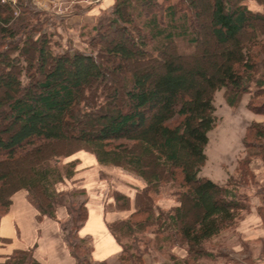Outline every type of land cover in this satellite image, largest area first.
<instances>
[{
    "label": "trees",
    "instance_id": "1",
    "mask_svg": "<svg viewBox=\"0 0 264 264\" xmlns=\"http://www.w3.org/2000/svg\"><path fill=\"white\" fill-rule=\"evenodd\" d=\"M250 2L264 7V0H115L111 17L100 24L104 31L92 39L96 54H55L47 19L34 25L39 13L30 19L22 3L16 16L13 5L0 0V222L20 191L39 219L59 222L55 185L63 177L51 164L69 148L82 147L99 165L142 178L145 193L179 184L181 206L162 228H174L192 251L219 235L243 210L239 188L201 177V171L217 125V92L225 91L232 108L250 95L248 108L261 113L254 100L264 94V13L253 12ZM108 31L120 38L107 39ZM179 43L192 52L180 53ZM258 128L252 125L248 133L262 140ZM151 209L134 226L153 224ZM86 219L85 206L64 236L77 264L88 260L89 252L76 243ZM132 225L125 226L127 234ZM131 258L140 264V256ZM3 264L43 263L28 249Z\"/></svg>",
    "mask_w": 264,
    "mask_h": 264
},
{
    "label": "rangeland",
    "instance_id": "2",
    "mask_svg": "<svg viewBox=\"0 0 264 264\" xmlns=\"http://www.w3.org/2000/svg\"><path fill=\"white\" fill-rule=\"evenodd\" d=\"M111 1L113 2L109 5ZM171 1L177 3L181 0ZM11 2L16 16L21 13L18 5L22 3L28 7L30 19L34 12L39 13L34 19V25H38L40 21L43 23L47 19L44 27L52 39L55 54H63L71 49L89 52L94 50L96 54L98 48L91 46L92 39L96 38L99 32L104 31L99 30L100 24L104 19L111 17L113 10L111 6L114 5L115 0H101L99 3H93L91 0H12ZM183 9L185 8L180 10ZM251 10L255 12L253 7ZM150 12L161 14L160 9H150ZM60 13L65 14L60 15ZM204 19L206 22V17ZM105 36L109 40L120 38V34L113 31H108ZM35 37L38 39L40 35ZM21 39L23 33L18 37L17 42L19 43ZM1 46L2 41H0V51H3ZM178 51L188 54L192 49L184 43H179ZM10 54L12 58L16 57L14 52ZM2 71L0 69V73ZM254 104L256 112H261L260 114L248 109L254 115H260L262 123L244 120L246 118H242L244 108H241V102L237 107H230L224 90L217 92L215 96L217 125L209 134L210 141L206 148L207 162L201 171V177L230 188L235 184L238 185L239 203L243 206V210H238L233 222L228 224L219 235L206 241L201 249L192 251L174 228L170 226L162 228L168 215L176 207L181 206L177 195L180 191L179 184L165 183L157 190L150 189L145 193L147 184L142 178L119 166L100 165L98 169L96 163H93L97 160L96 157L82 147L69 148V153L57 157L51 164L53 168L59 169L63 177L55 185L57 204L54 208L57 210L63 237L69 236L71 227L76 225V218L87 205L88 195L87 190L84 189L85 184L90 181L94 184L100 182L105 185L107 210L121 216H126L135 210L129 218L113 225L124 246L126 253L122 258L127 263L136 264L131 258L134 254L140 256V264H144V258L147 259L148 256L153 257L156 263H166V260L181 256L183 262L180 264H264V139H256L257 134L254 131L248 133L254 124L261 126L257 130L258 133L264 132V94L254 100ZM71 173L74 176L67 178ZM149 206L152 207L150 212L154 218L153 224H145L143 228L134 226L148 218L149 213L145 212ZM187 208L190 209L189 204ZM140 210L142 213L136 216ZM59 214H63V217L59 218ZM194 218L195 213L190 212L188 221L192 222ZM128 222L133 223L131 234L126 233L125 226ZM76 243L80 244L79 241ZM82 248V252L90 253V247L84 244ZM13 253L3 257L0 264L6 262ZM33 255L35 256L34 250Z\"/></svg>",
    "mask_w": 264,
    "mask_h": 264
},
{
    "label": "crops",
    "instance_id": "3",
    "mask_svg": "<svg viewBox=\"0 0 264 264\" xmlns=\"http://www.w3.org/2000/svg\"><path fill=\"white\" fill-rule=\"evenodd\" d=\"M112 2H109V5ZM248 5L250 9L253 7L255 12L264 13V7H260L255 2H250ZM249 100L250 95H245L241 101V108H244L242 118L262 123L260 115H254L249 111ZM93 163H96L95 166L100 169L97 160ZM104 186L100 182L94 184L91 181L85 184L84 189L87 190L88 195L87 219L78 231V241L82 246L85 244L90 247L88 264H129L122 258L123 244L117 240L110 227L116 222L129 218L135 210L126 216L107 210V194L104 192ZM12 201L10 212L0 222V261L16 250L33 249L37 260L43 264H77L64 240L60 222L49 218L39 219V213L28 201L25 191L15 194ZM60 217H63V214H59ZM3 241L9 243L4 244ZM173 262L180 264L183 262V257L166 260V263H156L153 257L149 256L147 259L144 258V264H173Z\"/></svg>",
    "mask_w": 264,
    "mask_h": 264
},
{
    "label": "built area",
    "instance_id": "4",
    "mask_svg": "<svg viewBox=\"0 0 264 264\" xmlns=\"http://www.w3.org/2000/svg\"><path fill=\"white\" fill-rule=\"evenodd\" d=\"M5 2L11 3L12 4V0H4ZM93 3H99L101 0H91ZM65 13H60V15H63Z\"/></svg>",
    "mask_w": 264,
    "mask_h": 264
}]
</instances>
